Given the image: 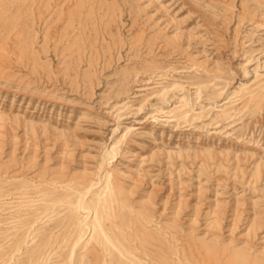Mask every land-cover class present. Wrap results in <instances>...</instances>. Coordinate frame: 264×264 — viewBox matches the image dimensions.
Returning a JSON list of instances; mask_svg holds the SVG:
<instances>
[{
    "label": "rangeland",
    "instance_id": "374dc122",
    "mask_svg": "<svg viewBox=\"0 0 264 264\" xmlns=\"http://www.w3.org/2000/svg\"><path fill=\"white\" fill-rule=\"evenodd\" d=\"M97 175L73 264H264V0H0V264H71Z\"/></svg>",
    "mask_w": 264,
    "mask_h": 264
},
{
    "label": "bare ground",
    "instance_id": "6f19581e",
    "mask_svg": "<svg viewBox=\"0 0 264 264\" xmlns=\"http://www.w3.org/2000/svg\"><path fill=\"white\" fill-rule=\"evenodd\" d=\"M224 104H225V102L223 103V105ZM110 178H112V176L107 177L106 183H105L106 188L103 191H101V188H99V187L103 182V177L99 176V175L95 176L94 178H92L90 180V182L88 181L87 185L85 184V191L79 197L78 207H79L80 211L84 212V215H83L82 219L80 220V226H81L80 231L77 234V237L75 238L74 243H73L72 254L70 257L71 264H73V262L75 261L73 259V256H74V253H75L77 246L82 242L84 245H86V236L85 235L87 233V230L88 229H90V230L94 229V233L96 230V226L94 224V221L95 222L97 221L99 211L97 209H95V211H94L95 217L93 218L94 221L88 219L90 217V214L92 213L93 209H92L91 203L85 199L87 194H89L90 192H93L95 190L94 194L98 195L99 202L107 204L112 197V193L114 192L115 187L120 191H123V189H124L123 186H120L117 183H115V186H114V183ZM252 230H254V229H252ZM94 233H93L92 237L94 236ZM212 241L216 242L215 240H212ZM203 243L206 245V250H205L206 252H213L214 250H216L215 249L217 247L216 245H213L211 243H205V242H203ZM229 247L225 248V250H226L225 252L236 253L237 254L236 256L239 257L240 262H244V263L249 262L251 260V257H253L255 255L254 254L255 251L252 250L248 246H239L238 247V246L234 245V247H232V246H229ZM232 260L237 261L234 258H232ZM78 262H79V264H82V259L79 260ZM207 262H208V264H223L218 259L213 260V261H210L208 259Z\"/></svg>",
    "mask_w": 264,
    "mask_h": 264
}]
</instances>
